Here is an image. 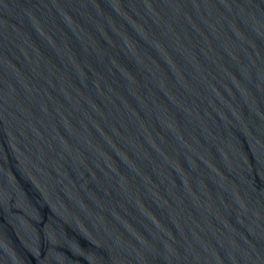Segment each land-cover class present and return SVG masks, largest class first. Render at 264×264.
I'll use <instances>...</instances> for the list:
<instances>
[{
  "label": "water",
  "instance_id": "obj_1",
  "mask_svg": "<svg viewBox=\"0 0 264 264\" xmlns=\"http://www.w3.org/2000/svg\"><path fill=\"white\" fill-rule=\"evenodd\" d=\"M0 264H264V0H0Z\"/></svg>",
  "mask_w": 264,
  "mask_h": 264
}]
</instances>
